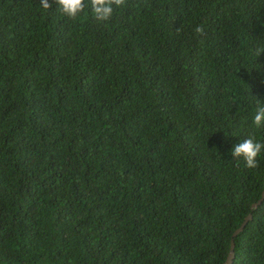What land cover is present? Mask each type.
<instances>
[{
  "label": "trees",
  "instance_id": "16d2710c",
  "mask_svg": "<svg viewBox=\"0 0 264 264\" xmlns=\"http://www.w3.org/2000/svg\"><path fill=\"white\" fill-rule=\"evenodd\" d=\"M39 2L0 0V264H225L251 212L233 264H264V152L231 155L264 141V0Z\"/></svg>",
  "mask_w": 264,
  "mask_h": 264
},
{
  "label": "clouds",
  "instance_id": "9594fccd",
  "mask_svg": "<svg viewBox=\"0 0 264 264\" xmlns=\"http://www.w3.org/2000/svg\"><path fill=\"white\" fill-rule=\"evenodd\" d=\"M40 7L43 10H50L53 4L58 5L57 11L69 20L76 21L86 10L91 17L100 22L109 21L117 9H123L128 0H40ZM194 32H203V26L194 28ZM256 56L264 55V46L257 45L254 49ZM254 109L250 126L264 129V100L254 98ZM264 152V141L257 138L254 132L248 133L231 150L237 165L243 161L248 169L259 167L258 157Z\"/></svg>",
  "mask_w": 264,
  "mask_h": 264
},
{
  "label": "water",
  "instance_id": "95a60500",
  "mask_svg": "<svg viewBox=\"0 0 264 264\" xmlns=\"http://www.w3.org/2000/svg\"><path fill=\"white\" fill-rule=\"evenodd\" d=\"M264 201V192H263V196L262 198L253 203L252 207L255 209L257 208L262 202ZM252 219V212L249 213L245 220L242 222V224L235 230L233 237H232V241H231V246H230V251L227 257V260L225 262V264H233L234 258H235V237L244 230L245 226L247 225V223Z\"/></svg>",
  "mask_w": 264,
  "mask_h": 264
}]
</instances>
